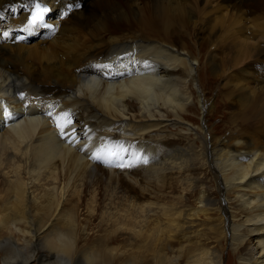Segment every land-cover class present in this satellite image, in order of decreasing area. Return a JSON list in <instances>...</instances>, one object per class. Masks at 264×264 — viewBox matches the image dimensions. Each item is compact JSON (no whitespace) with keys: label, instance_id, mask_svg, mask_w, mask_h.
<instances>
[{"label":"bare ground","instance_id":"1","mask_svg":"<svg viewBox=\"0 0 264 264\" xmlns=\"http://www.w3.org/2000/svg\"><path fill=\"white\" fill-rule=\"evenodd\" d=\"M32 1L0 0L4 264L33 245L47 255L29 250L22 264H264V69H246L264 55V0H62L55 29L29 37ZM224 33L258 40H219L207 55ZM209 75L240 103L238 134L189 121L208 106L196 87ZM181 144L189 164L173 170ZM184 171L195 205L170 190Z\"/></svg>","mask_w":264,"mask_h":264},{"label":"rangeland","instance_id":"2","mask_svg":"<svg viewBox=\"0 0 264 264\" xmlns=\"http://www.w3.org/2000/svg\"><path fill=\"white\" fill-rule=\"evenodd\" d=\"M93 1L94 0H86V2H90V4H92ZM202 2L204 3L205 1H202ZM202 2H200L199 4H194V7L196 8V6H199L201 10H204L206 7H208L209 9H212V6L215 4V2L212 1V2H210L212 6L209 7L208 3H207L208 6H205L206 4H203ZM203 7H204V9H203ZM57 10H55L54 12H56ZM53 18L51 15L50 19L52 20ZM195 19H196V16L194 17V20ZM176 25H178V24H176ZM182 28L183 27H181L180 30H182ZM184 28H186V29L184 30L185 34H183V35L185 37H187V39L189 41V44L187 43V45L191 46L190 50H194V52H200V54L203 53L204 49H202L201 47L204 45H201L200 42L197 43V41H196L197 40L196 39L197 38V31L193 30L189 26L184 27ZM125 32L128 33V32H135V31H134V29L128 28L127 30H125ZM142 33L144 35H147V33L151 34V35L155 34V33L152 34V32H150L148 30H146L145 32H142ZM205 34L207 35L208 33H205ZM221 35L222 34H218L215 37V39L212 41L215 43L208 50L207 55L209 53H211L212 51L216 50V48L219 44V40H223L226 43H228L232 38H233V40H236L237 38H240V40L245 38L244 40H248L249 42H252V43L254 42V40H255V42L258 40V38L253 36V37H251V39H252V41H251L250 35H252V34H247L245 36H239L238 35L236 37H233L231 34L229 35L226 33H224L222 36ZM248 35H249V37L247 39ZM209 36H212V35L209 34ZM105 38H106V36L104 37V39ZM111 38L112 37H110V39ZM174 39H180V37L175 36ZM0 41H1V39H0ZM141 41H144V40H141ZM114 43H115V41L113 42V44ZM26 44H29V43H26ZM207 47L208 46H206L205 49H207ZM183 54H185V53H183ZM200 54H197V58H202V56H200ZM261 58H262V60H261L262 62L260 61L257 64L254 63V65H255L254 67L257 66L255 69H252V68H254L252 65H250L251 67L248 66V68H246L248 70L247 73H249V77H253L255 75V73H257V72L259 73L260 68L264 69V59H263L264 55L261 56ZM205 60H207V57H205ZM197 66H198V64H196V67ZM249 67L251 69H249ZM226 69H227V72H232L234 70V66L232 65V63H229L226 66ZM205 78H206L205 83L202 84V86L205 88H201L199 84L196 88H197V90L203 89V90H201V92L203 93L201 96V101L204 102V96H205L206 100L208 101V106H207L206 110L204 111L201 107V104H199L200 109H201L200 121L198 119H196L195 116L197 114H195L194 110H190L189 111L190 123H199V125H202L205 128H208L209 131H210L211 127H214L215 135L217 137H220L221 139L225 138V137H229L233 133L238 134L239 131L241 130V127L243 124L242 123L243 113H242V110H240L241 109L240 103L234 101L235 99H233V96H226L225 95L227 90L224 87V84H225L224 80H222V79L220 81L216 80L213 75H209ZM198 83H202V81L199 80ZM260 86H264V82H261ZM198 94H199V92H198ZM209 106L210 107L213 106V108H211L212 111H209V109H208ZM203 112L206 113V118H204ZM196 120H198V121H196ZM204 122H205V124H204ZM253 122H254L253 120H249V124L255 125V122L254 123ZM205 128H204V131H205ZM204 136H205V134H204ZM208 136H210V137H208L209 139L212 138L210 133L208 134ZM175 143L177 144V142H175ZM183 145L184 144L178 145V149H176L177 146L173 147L174 153L177 156V161L174 164L173 170L177 169V166L187 167L189 164V149L187 146L185 147ZM164 146H167V145H164ZM204 147L206 148V145H204ZM173 150H172V152H173ZM170 174H171V171H169V168L165 167L162 170V174L160 176L163 177L165 175V178L170 179ZM173 175H172L171 183H170L171 192L173 194H178V195L184 194V196H185L184 202L187 205H195V203L197 202L198 189L195 188V185L193 184L191 179L189 180V178H190L189 173L184 171V172H181V174H173ZM220 200L224 201L225 199L223 197H220ZM27 248H29V249L27 250ZM27 248L24 249L21 254H16L13 250L11 251L8 249L7 251L10 254L9 258H8V261L10 263H8V264H22V262L24 261L26 256H28L27 254H28L29 250L30 251L33 249L36 250V248H37V251L40 249V251H43L44 254L47 255L46 249L41 248V245H37V246L33 245V247L28 246ZM3 254H4V252H2L0 250V264H4L3 257H2ZM223 254H224L225 261H227V257L229 255V249L226 248V250L224 251ZM40 257L41 258H37L36 260L31 262L30 264H46L48 262L54 261V259H55V258L51 257V255L46 256V257L45 256L44 257L40 256ZM10 258H11V261H10Z\"/></svg>","mask_w":264,"mask_h":264},{"label":"snow or ice","instance_id":"3","mask_svg":"<svg viewBox=\"0 0 264 264\" xmlns=\"http://www.w3.org/2000/svg\"><path fill=\"white\" fill-rule=\"evenodd\" d=\"M47 8H41L39 4L35 5V10L33 11L30 20L28 21L29 26H35L38 23L42 22L44 19V13L47 12ZM5 36L8 34L5 33ZM61 129L63 130V125H60ZM98 158V157H97Z\"/></svg>","mask_w":264,"mask_h":264}]
</instances>
